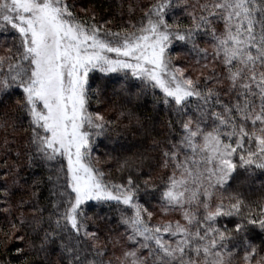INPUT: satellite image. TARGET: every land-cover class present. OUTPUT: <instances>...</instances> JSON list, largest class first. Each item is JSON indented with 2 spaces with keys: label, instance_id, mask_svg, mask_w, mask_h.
Here are the masks:
<instances>
[{
  "label": "snow or ice",
  "instance_id": "snow-or-ice-1",
  "mask_svg": "<svg viewBox=\"0 0 264 264\" xmlns=\"http://www.w3.org/2000/svg\"><path fill=\"white\" fill-rule=\"evenodd\" d=\"M118 11L119 23L80 0H0V34L14 33L0 44L5 255L18 240L21 264H264V239L251 235L264 234V184L255 200L240 191L264 171V0H128L127 19L121 0ZM97 72L120 75L115 119L91 110L105 103ZM149 92L175 117L163 140L124 110ZM112 133L134 138L112 149L129 155L97 154ZM25 168L42 174L29 183Z\"/></svg>",
  "mask_w": 264,
  "mask_h": 264
},
{
  "label": "trees",
  "instance_id": "trees-1",
  "mask_svg": "<svg viewBox=\"0 0 264 264\" xmlns=\"http://www.w3.org/2000/svg\"><path fill=\"white\" fill-rule=\"evenodd\" d=\"M80 2H83L84 4H94L98 13L101 15L105 16V18H111L115 16V20L117 23L120 22V15H119V7L121 4V0H80ZM132 2H136V0H132ZM140 3L142 4H147L149 3V0H139ZM127 3L128 0H124V13H125V19H127ZM180 15V13H177ZM136 16H139V10H137ZM184 20V23H190V20H188L186 17H182ZM14 33H11V31L8 34H0V44H2L5 40H7L8 44L12 43V36ZM202 46H206L202 42ZM3 51V48L0 47V52ZM177 51H182L179 45H177L174 49L173 52ZM194 62V58H188V57H181L178 60V63L181 64L182 66H190ZM193 75H198V73H192ZM104 81L107 85L106 91L104 93V100L105 103L102 105H97L95 101H93L91 105V110H99L105 113V115L109 116L112 119H115L118 110H119V105L123 103L120 99V95H113V90L118 89L119 86V80H120V75L119 74H109L107 77L104 76V74L101 73H94L91 76V83L92 86L95 87L98 82ZM139 81H134V86L131 88V92L134 94L137 90L135 85H138ZM18 91V90H17ZM157 95H162L160 91L157 89L156 90ZM122 95V94H121ZM15 97H13L14 99ZM111 101H116V110H113V105ZM131 110L134 112L136 116H138L141 121L149 126V128H153V135L157 136L159 139L163 140L165 136L168 134V128H167V122L169 119L175 120V117L172 115L171 112H169L165 106L160 103L156 104V102L153 99L152 93L149 92L147 95L141 96L139 99H137L134 95L132 96V103L127 104L125 109ZM14 115V114H13ZM18 124L22 125L21 128L18 129L17 136L20 139L21 144H23V139L24 133L22 131L23 127L27 126V118L23 117L21 120L17 121ZM124 123H128L127 120H124ZM177 130L179 129V125H176ZM114 143H109L108 141L101 140L99 141V147L97 149V154H100L103 156L104 151H109L111 152L112 156L114 157H121L123 155H129L130 153L124 152H115L112 151L113 148H119L121 145L124 147H131L132 142L134 138L130 134L126 135H121L117 136L116 133H112ZM135 139H139V137H136ZM135 150V149H133ZM158 155V153H156ZM156 162L153 161L154 167L152 169H148L147 167L144 169L145 172H150L151 175L155 178L159 176L164 170L159 168L158 166H155ZM110 167L113 172L114 178L117 180L120 179L121 173L116 172V167L117 164L116 162L110 161L109 164L105 165V168L107 169ZM42 174L41 169H27L25 168L21 175L26 176L28 178V182L31 183V178L33 176H39ZM46 174V173H45ZM143 177H141L142 179ZM125 179H126V174H125ZM264 184V171L261 170H256L254 176L252 177L251 181L249 183H245L242 187H240V191L244 192L246 197H248L251 200L258 199L261 195V185ZM231 187L227 189V191H231L234 188H237L238 186V181H230ZM227 194V192L225 193ZM21 195H24L22 192H17L16 196L13 198V202ZM48 196V189L45 188L42 194V199L44 197ZM25 198L27 196L25 195ZM149 208L155 212V220L154 222H158L162 217L160 213V209L158 207V202L156 200H153L149 205ZM164 219H177L179 218L178 213H170L168 216L163 217ZM12 219V217H7L5 218L3 215H0V230H10L9 224L6 222V220ZM220 225L223 226L225 223H227V218H220ZM117 223V214H113V219H112V224L116 225ZM231 227V225H229ZM118 231L122 232L123 228H118ZM2 231H0V237H2ZM252 238L254 242L259 245L261 239H264V234L259 233V230H255L252 234ZM24 248L25 244L21 241H13L12 244L9 245L7 254L5 255L4 253V248L2 245H0V264H5V261H10L11 264H21L23 261L24 257L16 252V248ZM119 254V251H117V255ZM241 256L243 255L241 251Z\"/></svg>",
  "mask_w": 264,
  "mask_h": 264
}]
</instances>
